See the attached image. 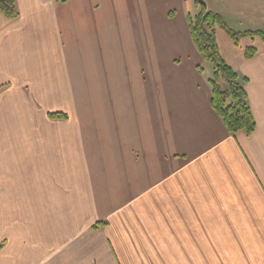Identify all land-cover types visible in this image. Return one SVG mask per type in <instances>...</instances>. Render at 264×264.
I'll list each match as a JSON object with an SVG mask.
<instances>
[{
	"label": "crops",
	"instance_id": "1",
	"mask_svg": "<svg viewBox=\"0 0 264 264\" xmlns=\"http://www.w3.org/2000/svg\"><path fill=\"white\" fill-rule=\"evenodd\" d=\"M201 1L264 31V0ZM16 7L0 14V264H264L262 41L218 45L256 123L233 136L187 0Z\"/></svg>",
	"mask_w": 264,
	"mask_h": 264
},
{
	"label": "trees",
	"instance_id": "2",
	"mask_svg": "<svg viewBox=\"0 0 264 264\" xmlns=\"http://www.w3.org/2000/svg\"><path fill=\"white\" fill-rule=\"evenodd\" d=\"M196 4L199 5L197 1ZM0 14L7 19H15L18 16L16 0H0ZM187 23L194 47L202 60L211 64L208 83L211 90L212 109L222 120L229 134L234 136L238 132H243L250 135L256 123L244 90L246 78L240 76L222 58L215 38V29L217 27L222 29L235 45H238L242 37H257L264 44V31L232 30L218 13L202 6L196 14H187ZM256 52V47L250 45L244 48L243 56L249 59ZM197 69L202 71L203 67L198 66ZM49 116L51 118L63 117L58 113H50Z\"/></svg>",
	"mask_w": 264,
	"mask_h": 264
},
{
	"label": "rangeland",
	"instance_id": "3",
	"mask_svg": "<svg viewBox=\"0 0 264 264\" xmlns=\"http://www.w3.org/2000/svg\"><path fill=\"white\" fill-rule=\"evenodd\" d=\"M187 3H188V7L190 8L189 12L191 13V15H193V13H195V10H194L195 8H199V10H200V7L202 6L200 4H199L200 6L198 4H196L194 0H187ZM215 38H216L217 44L222 49L223 53L227 52L228 47L235 48V50H237V51H239L241 49V48H239L240 46L242 47V43H243L242 40L238 43L239 45H235L233 43V41L230 39V37L222 29H220L218 27L215 29ZM206 66H207V68H209V66H211V64L206 63Z\"/></svg>",
	"mask_w": 264,
	"mask_h": 264
},
{
	"label": "water",
	"instance_id": "4",
	"mask_svg": "<svg viewBox=\"0 0 264 264\" xmlns=\"http://www.w3.org/2000/svg\"><path fill=\"white\" fill-rule=\"evenodd\" d=\"M197 2H198L199 4H201V5H204L203 1H201V0H197Z\"/></svg>",
	"mask_w": 264,
	"mask_h": 264
}]
</instances>
